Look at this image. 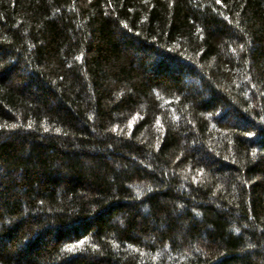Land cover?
<instances>
[{
  "label": "trees",
  "instance_id": "1",
  "mask_svg": "<svg viewBox=\"0 0 264 264\" xmlns=\"http://www.w3.org/2000/svg\"><path fill=\"white\" fill-rule=\"evenodd\" d=\"M0 264H264V0H0Z\"/></svg>",
  "mask_w": 264,
  "mask_h": 264
}]
</instances>
